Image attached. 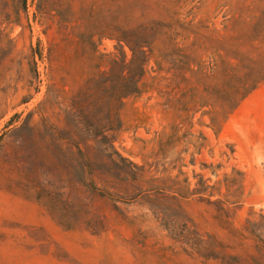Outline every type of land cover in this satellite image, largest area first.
<instances>
[{
	"label": "rangeland",
	"instance_id": "obj_1",
	"mask_svg": "<svg viewBox=\"0 0 264 264\" xmlns=\"http://www.w3.org/2000/svg\"><path fill=\"white\" fill-rule=\"evenodd\" d=\"M18 5L0 0V264H264V0ZM132 49L138 92L114 101L92 81L135 71Z\"/></svg>",
	"mask_w": 264,
	"mask_h": 264
},
{
	"label": "trees",
	"instance_id": "obj_2",
	"mask_svg": "<svg viewBox=\"0 0 264 264\" xmlns=\"http://www.w3.org/2000/svg\"><path fill=\"white\" fill-rule=\"evenodd\" d=\"M11 2L19 3L18 8H14L11 10V13L13 14V18L15 20V18H17L18 16L19 10L21 13L25 14L26 0H11ZM2 17H3V20L6 22H8V20L10 19L9 14H4ZM262 45H264V29L258 32H254V34L250 36L248 47L252 52L256 53L260 50ZM262 53H264V51H262ZM135 54H138L141 58V62L138 66H136L135 71L127 70L125 72L126 75H122L123 71L127 69L126 66L122 64L119 70V76L117 77L116 81L111 82L110 79L105 80L101 76H99L96 80L92 81L93 87L99 89L100 91H102L103 94H106L108 98L114 101L115 100L119 101L122 98L136 94L138 92V80L143 74V65L145 63V55H144V52L140 50L132 49L131 50L132 58H134ZM234 55L238 63H242L245 60H247L246 62L248 63L256 62L255 57L249 56L247 54L245 55V56H248L247 58L242 57V55H240L239 53L237 54L235 53ZM236 57H239V58H236ZM261 60H263V63H262L263 66L259 68L257 72H253L255 75L253 78L254 80H253L252 85L249 87V89H247V91L251 90L254 87V85H256L259 81L264 80V56L261 58ZM110 65L113 66L115 65V63L111 61ZM230 70L232 69L230 68ZM106 124H110V122H106Z\"/></svg>",
	"mask_w": 264,
	"mask_h": 264
}]
</instances>
